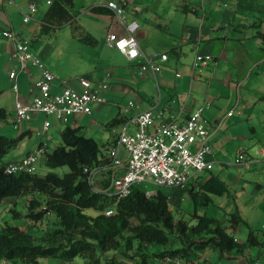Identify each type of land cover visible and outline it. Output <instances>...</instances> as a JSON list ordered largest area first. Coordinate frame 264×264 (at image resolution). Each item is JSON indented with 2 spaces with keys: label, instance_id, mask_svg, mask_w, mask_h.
<instances>
[{
  "label": "crops",
  "instance_id": "crops-1",
  "mask_svg": "<svg viewBox=\"0 0 264 264\" xmlns=\"http://www.w3.org/2000/svg\"><path fill=\"white\" fill-rule=\"evenodd\" d=\"M49 1L55 0H48L47 5ZM165 1L166 31L161 30L160 24L153 19L154 17L148 19L146 16V12L149 10L158 15L162 5L161 0L157 5L138 3L135 8L137 14L134 17H127L125 20L127 23L135 21L139 24L135 37L147 56L156 53L168 54L169 59L157 79L149 72L140 75L138 73L139 62L128 61L117 49L107 45V37L110 32L125 35L126 31L107 6L93 8L105 12L111 19L106 36H101V43L107 48V53L109 52L111 55L110 61L106 59L110 62L106 67L119 68L121 56L132 68L120 67L115 78L114 72H103L104 70H99V65H96L95 69H98V72L87 77H91L96 89L106 97L107 103L93 105V115H75L67 125L80 128L83 135L94 138L99 143L104 141L105 155H107L109 148L118 139L117 134L115 138H108V135L100 128L102 114H107L104 121H108L113 115L111 113H115V101L112 103L106 93L109 82H112L113 89L111 92L108 90V93L119 99L122 97L120 94L134 97L133 100L128 98L129 101L124 106L127 112L122 120L124 126L131 123L141 112L147 110L163 113L162 117L156 118L155 127H160L173 118L177 124H184L195 111L203 107L205 103H210V107L204 111V116L212 125L210 127V144L214 167L219 158L224 157V152L229 149L225 150V146H230L236 153L243 150L249 154L264 146V102L260 100L264 95V0ZM120 2L122 5L125 4L123 0ZM75 3H78L77 0ZM47 11L48 9L39 7L34 19L24 25L23 13L28 12L26 1L0 0V95L2 96V98L0 97V106L8 114L6 120L11 113L12 121H14L17 100L23 104L33 102L37 94L35 85L40 78V72L31 63L28 64L27 69L21 70L20 63L12 56L14 45L3 36L4 31L14 30L20 37L30 40L34 54L56 78L59 80L66 78L56 70L53 61L55 54L56 58H59L63 53L62 45L58 41H51L47 43L48 45L45 42H39L38 31L34 26L37 23L43 26ZM84 29L88 34L96 35V30L92 31L88 24L84 26ZM69 46L75 45L69 43ZM197 53L209 57L212 62L201 75L193 76L192 64ZM14 70L19 75L18 95L13 90V82L9 77L10 72ZM177 74L181 76L177 77ZM108 75L112 76L111 80L107 77ZM73 79L72 81H75L77 78ZM105 81H107V87L104 88L101 83ZM5 95H9V102L4 99ZM130 101H133L139 108L129 107ZM230 112L233 113L231 116H229ZM45 121L40 114H37L32 121L23 124L17 138L23 135V141L26 137L32 136L35 130H44ZM82 122L85 125H82ZM129 130L135 131V126L129 124ZM257 136H259V140H257ZM16 149L21 150V144ZM30 152L32 150H24V153L15 160H10L7 163L19 161ZM122 154H124L123 151ZM242 166L251 172L252 182L250 183L253 188L255 187V193L264 192V157L252 156ZM212 171L194 175L185 188L167 189L171 190L173 195L181 197L184 189L190 187V191L193 190L191 193L193 197V194H196L194 193L196 189L199 192L200 185L214 176L206 175ZM232 179L235 182L239 181L237 177H232ZM162 191L169 196L172 210L170 193ZM258 196L259 194H255V197ZM211 203L215 204V201L212 199L209 204ZM236 208L238 212V206ZM230 210H235V208L232 206ZM241 217L243 218L242 215ZM254 231L258 242H260V245L257 246L258 251L256 252L255 247L254 251L252 250L258 254V258L255 260V264H257L261 261L260 257L264 256V224L262 229ZM185 264L189 263L185 261Z\"/></svg>",
  "mask_w": 264,
  "mask_h": 264
},
{
  "label": "trees",
  "instance_id": "trees-1",
  "mask_svg": "<svg viewBox=\"0 0 264 264\" xmlns=\"http://www.w3.org/2000/svg\"><path fill=\"white\" fill-rule=\"evenodd\" d=\"M77 17L75 0H55L45 15L43 27L45 31H55L71 24L75 36L94 45L95 38L85 35L77 24ZM260 100L264 102V95ZM7 117V112L0 108V120ZM23 137L0 136V206L5 200L26 197V218L34 227L40 226L48 215L54 218V233L50 235L53 244H38L30 230L11 223L0 231V260L40 264L43 257L59 256L71 261L82 256L90 264H101L98 256L101 253L105 264H154L165 257L199 264V253L204 251L216 253L218 259H230L260 245L254 230L245 242L236 239L234 233L244 222L238 212L230 214L234 221L230 226L197 213L192 215L195 224H191L176 218L169 196L162 190L148 196L141 185H135L131 194L117 204L105 195L94 194L86 169L105 164L107 155L97 140L71 125L61 132V145L43 157V163L50 170L46 175H7L5 167L9 163L4 158L18 147ZM199 193L201 203L208 205L213 195H227L229 186L220 177L211 176L200 185ZM196 195L193 194L194 199ZM41 197L46 198L45 208ZM110 207L115 208V214L107 216L106 209ZM89 210H94L96 215H88ZM133 220L137 223L133 224ZM110 251L113 255L108 257ZM118 256L125 262L118 263ZM204 261L219 263L206 258Z\"/></svg>",
  "mask_w": 264,
  "mask_h": 264
},
{
  "label": "built area",
  "instance_id": "built-area-1",
  "mask_svg": "<svg viewBox=\"0 0 264 264\" xmlns=\"http://www.w3.org/2000/svg\"><path fill=\"white\" fill-rule=\"evenodd\" d=\"M51 4L49 1L48 5ZM125 6L126 4L122 5L115 1L107 4V8L126 31L125 35L110 32L107 45L117 49L128 61L139 62L141 75L149 72L157 79L163 72V66L169 56L167 53L147 56L143 52L135 37L139 24L135 21L130 23L125 21ZM37 12V3L31 1L27 14L23 13V24H29ZM3 36L13 43L12 56L20 63L21 70L27 69L31 63L40 72V78L35 85L37 94L33 102L30 104H23L20 100L16 102L13 125L17 131H21L23 124L32 121L37 114L56 117L67 125L73 116L79 114L91 116L93 105L107 103L106 97L101 95L90 78L81 77L75 81L59 80L34 54L30 40L20 37L14 30L4 31ZM211 62L209 57L197 53L192 64L193 76L201 75ZM180 76L177 74V77ZM9 77L13 82V90L18 95L20 86L18 72L11 71ZM107 77L110 78L111 75ZM101 85L107 87V81ZM129 107L139 108L133 101L129 102ZM209 107L210 103H205L184 124H177L173 118L160 127H155V120L163 116L162 112L155 110L141 112L131 123L124 126L116 143L108 150L106 163L86 169L92 192L105 195L111 202L117 204L131 194L135 185L152 183L158 188H185L194 175L212 171L214 169L210 144L212 125L204 116L205 109ZM232 114L230 112L229 116ZM129 124L135 126V131L130 132ZM50 127L51 122L47 119L44 123V132H48ZM49 140L50 137L21 160L9 163L5 167V173L36 174L40 157H45L49 152ZM252 156L264 157V146L257 148L253 155L243 150L239 151L236 164L242 165ZM146 194L153 196L156 193L148 191ZM114 214V207L106 209L107 216ZM154 264L185 263L179 257H165Z\"/></svg>",
  "mask_w": 264,
  "mask_h": 264
},
{
  "label": "rangeland",
  "instance_id": "rangeland-1",
  "mask_svg": "<svg viewBox=\"0 0 264 264\" xmlns=\"http://www.w3.org/2000/svg\"><path fill=\"white\" fill-rule=\"evenodd\" d=\"M26 3L29 5L31 1H35L39 7H42L44 9H49L50 5H47L48 0H25ZM113 0H77L76 4V12H77V24L82 28L85 35H88V33L85 31L84 26L88 24L89 28H91L92 31L96 30L95 34L92 35L96 43L94 45L88 44L81 39H79L74 34V26L71 24H66L55 31L48 30L45 31L44 27L37 23L34 26L36 27V30L38 31V37L39 42H45L46 44L51 41H58L60 45H62V54L59 58H56L54 61V66L57 71H59L61 74L66 76L65 79L67 81L74 80L73 78H81V77H87L91 76L92 73L98 72V69H103V72L113 73L114 77L118 75L120 71V67L124 68H132L127 64L124 57L120 56V66L117 67H106L109 66L110 63L109 57L111 58V55L109 52L107 53V48L104 46V44L101 43V36H106L107 31L110 26L111 19L108 18V15L99 10H95V6H107V4ZM122 0H115V2L121 4ZM126 4L125 6V20L128 17H134L136 13V6H138V3L145 2L149 5H157L159 0H123ZM136 1V3H135ZM162 5L161 9L158 12V15L153 11H147L146 16L148 19H155V21L158 22L161 26L162 31L167 30V10L165 11L164 5L166 4L165 0H161ZM95 4V5H91ZM153 10V8H152ZM25 14H27L25 12ZM84 25V26H83ZM84 35V34H82ZM90 35V34H89ZM80 36V35H79ZM78 39V40H77ZM69 43H73L75 46H69ZM48 45V44H47ZM108 59L109 61H107ZM127 64V65H126ZM99 65L98 69H95V66ZM132 66V65H131ZM122 69V68H121ZM123 70V69H122ZM125 71V70H123ZM138 72V71H137ZM139 73V72H138ZM140 74V73H139ZM86 75V76H85ZM141 75V74H140ZM72 78V79H71ZM91 78V77H90ZM112 79V76L109 78ZM93 82V80L91 79ZM94 83V82H93ZM95 84V83H94ZM113 89L112 82H109L107 87V95L109 96L110 101H115V107L114 109L115 113H111V117L108 121H104L107 117V114H102L101 116V124L100 127L102 129V132L104 131L108 138H115L117 135L119 136V133L124 128V123L122 122L123 118L127 115L125 104L127 101L133 100V95L131 97H127V95H122L120 99L118 97H114L113 94L108 93V90L111 92ZM157 89V88H156ZM2 98V96L0 95ZM9 95H5L4 99L9 102L8 99ZM119 99V100H118ZM109 101V102H110ZM110 106V105H108ZM0 108H2L0 106ZM110 113V112H109ZM82 115V114H79ZM12 114L10 113V116L8 120H0V136H7L10 138H17L20 135V131L15 130L14 128V121H12ZM42 119L47 120L49 119L52 123V126L48 132H44V130L37 131L35 130L34 134L29 137H26L20 144L22 149L21 150H14L10 152L5 158L4 162H9L10 160H15L20 154L24 153V150H32L35 151L39 145L46 141L48 136H51V140L49 141V152H52L54 149H56L58 146L61 145V132L63 129L67 126L64 124H61L59 120L56 117H47L45 114H40ZM15 120V119H14ZM82 125H85L83 122ZM59 125V126H58ZM25 127V126H24ZM42 129V128H41ZM131 132V131H130ZM117 134V135H116ZM259 136H257V140ZM106 142V139H105ZM102 146V152L105 154V148H104V141H101L99 143ZM229 148V149H228ZM224 152L225 156L219 158V161L216 163V166L214 167L213 171L209 174H206L208 176L214 175L220 177L223 181H225L229 186V193L224 196H212V199L215 201V204L211 203L208 205H204L200 202L202 198V194L198 192V189H196V192L198 195H196V200L191 195V188L184 189L182 196L172 194L171 190L167 188H158L157 186L153 185L152 183H143L141 185L142 189L147 193L154 192L156 193L158 190H165L168 193H170V200H171V207L172 210L176 216L177 219H184L186 221H190L191 224H195V220L192 219V215L197 213L199 215H208L209 217L216 218L220 221L222 224H226L228 226L234 224V221L232 222L230 214L233 212H237V206H238V212L243 216L244 222L239 227L238 231L234 233V236L236 239L245 242L248 239L249 234L251 233V230H260L262 229V225L264 224V192L258 191V193H255L256 189L253 188L251 183L252 180L251 172L245 170L242 165L236 164V158L237 154L234 149H232L230 146H225ZM254 152V151H253ZM253 152L251 153L253 155ZM37 174L39 175H46L50 170L46 167V165L43 163V157H40V160L38 161L37 165ZM66 170V169H64ZM59 172V171H58ZM232 177H237L239 181H234ZM255 194H259L258 197H255ZM26 197L22 198H12L5 201H9L7 203H3L0 206V231L3 230L8 224H16L19 226H22L28 230H30L31 234L35 237V241L38 244H41L43 246H48L50 244H53L51 242V237L53 232V224L54 218L50 217L49 215L46 216L42 223H40V226L34 227L33 223L26 218V214L28 212L27 207L24 205L25 203H28L26 200ZM41 200L43 199V207L45 208V197H41ZM12 200V201H11ZM231 200V202H230ZM237 205V206H236ZM233 206L235 210H230V208ZM90 216H95L96 212L94 210H89L87 212ZM137 221L133 220V224H136ZM56 228V226H55ZM44 236V237H43ZM59 241H62L63 239L61 236L58 235ZM137 247V245H136ZM256 252L258 251L257 247ZM138 250V249H137ZM253 248L245 253H240L239 255H234L235 257L230 259H218V255L212 251H204L201 254L200 257V264H206L204 261V258L210 260L211 262H219L220 264H255V260L258 258V254L254 253ZM113 255V251L108 252V257H111ZM262 255V254H261ZM264 255V253H263ZM102 261L101 264H105L104 257L101 255V253L98 255ZM119 257V256H118ZM261 261L259 263L264 264V256L260 257ZM185 260V259H184ZM40 264H90V261L88 259H85L82 256H79L71 261H65L61 257H43L39 260ZM125 262V259L121 256L118 258V263ZM185 263V261H184ZM0 264H26L22 261H5L0 260ZM191 264V263H190ZM195 264H198L197 261Z\"/></svg>",
  "mask_w": 264,
  "mask_h": 264
}]
</instances>
